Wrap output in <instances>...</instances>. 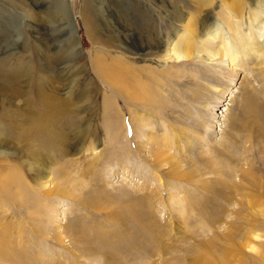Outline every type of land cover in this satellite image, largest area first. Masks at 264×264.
I'll return each mask as SVG.
<instances>
[{
  "label": "rangeland",
  "instance_id": "obj_1",
  "mask_svg": "<svg viewBox=\"0 0 264 264\" xmlns=\"http://www.w3.org/2000/svg\"><path fill=\"white\" fill-rule=\"evenodd\" d=\"M176 1L0 0V58L28 47L26 60L45 77L41 52L67 55L53 74L76 94L90 85V102L74 113L91 131L79 152V126L66 130L48 190L18 157L0 156V264H264V116L242 107L250 89L264 105V78L249 62L222 96L214 82L202 83L194 60L146 55L140 35L148 50L150 32L167 27L172 41L185 26L171 24L172 6L195 22L222 14L210 0L199 9L195 0ZM35 40L49 47L38 52ZM118 70L143 90L109 81ZM244 76L251 88L242 92ZM222 109L224 122L211 123Z\"/></svg>",
  "mask_w": 264,
  "mask_h": 264
},
{
  "label": "bare ground",
  "instance_id": "obj_2",
  "mask_svg": "<svg viewBox=\"0 0 264 264\" xmlns=\"http://www.w3.org/2000/svg\"><path fill=\"white\" fill-rule=\"evenodd\" d=\"M186 1L188 0H182L181 2L185 3ZM195 1H197L198 5L195 8L199 9L201 0ZM210 1L214 2L215 5L218 4L217 8L221 9L222 12V14L217 15L215 20L212 21V17L204 15L195 22L188 17L186 11L179 9L178 5L176 7L172 6L170 12L175 14V16L173 15L175 19L173 20L172 16L168 15L171 17V24L174 26L175 22L185 21L183 23L185 26H177L175 32L172 33V41L164 36V32L168 33L167 27L155 36L153 31L150 32V29H148L153 46L147 50L148 46L144 47L142 42L143 35H140L139 47L142 45V49L147 53L146 55H151L160 50L161 52H166L167 59L165 62H182L191 59L195 61L194 64L196 66L199 63V69L196 68V70L198 69L201 74L204 73V78L201 79L202 83L214 82L216 86L212 88L214 94L224 92L226 89L225 85L229 87L230 83L234 82L237 76L246 69V64L249 62L258 70L256 71L258 72L257 77L262 76L264 78V0H250L249 2L242 0L239 3L232 2L233 0ZM176 2L178 3V0ZM30 15L28 14L26 17L30 18ZM34 17L36 20L41 19V14ZM42 18H45L48 22L53 21V16L49 14H45ZM85 23L91 28L92 23L90 20H86ZM184 28L185 30L187 29V34H180V29ZM2 41L3 39L0 38V43ZM46 44H42V41H36L35 49L39 52V49L41 50L45 46L48 48L49 45L47 46ZM75 44L76 52L82 53L78 42H75ZM22 50L23 52L20 50L21 52L16 54L20 56L19 58L15 56L12 58L10 56L0 58V156L18 157L27 172L33 175L32 180L38 187L41 190H48L50 183L53 181L50 179V174L54 173L52 166H50V161L57 157L58 150H63V140L67 138V129L79 126V131L74 134L76 138L75 147L79 152L84 150L86 137L91 132L90 126L88 123L83 122L82 119L76 121L75 113L76 110H83L86 104L90 102V93L88 94L90 85L82 88L80 94H76L68 83L63 82V85L62 83L60 84V81L53 73L55 66L59 65L58 60L60 58L58 59V57L62 58L67 55L61 54L59 51L51 53L48 49L41 52L42 60L40 59L39 63H42L39 72H43L46 76L40 75L38 77V73L32 65V60H26L27 56H29L27 51L30 49L25 47ZM106 69L102 65L97 70L101 73L102 70L105 71ZM189 69L192 70L194 68L188 67ZM124 72L118 70L116 74L111 76L109 81H121L122 88L127 93L131 92V90L142 91V82L134 80V86L129 87L126 84L127 81L122 80ZM100 76L102 77V75ZM246 77L244 76L240 85L236 86L242 92H245V88H251L249 83L247 85L245 83ZM65 79V81L68 80V78ZM58 84L62 86L61 90L64 91L65 98L61 96L60 93L62 92L60 89H56L55 85ZM245 93L246 96L243 99L244 105L242 107L244 109L249 108L252 111H259L264 116V105L260 104L253 96L257 92L250 89ZM67 95H70V97ZM221 95L223 96L224 93H221ZM148 97L151 96L145 94L140 96L141 100ZM28 98H31V101H28ZM229 98L231 104H224L226 108H232V105L234 106L235 101H237L236 96ZM221 111V113L216 110L212 112L211 123L213 121L216 124L224 122L219 117H224V114H227L229 110L222 109ZM81 112L83 113V111ZM74 121L76 122L72 124ZM222 125L220 124L219 126L221 127ZM62 154L65 155L64 153ZM59 173L61 174L62 171L60 170ZM1 176L3 175L0 174ZM4 181H6L5 184L9 188V178ZM6 185H3L2 188H5Z\"/></svg>",
  "mask_w": 264,
  "mask_h": 264
}]
</instances>
